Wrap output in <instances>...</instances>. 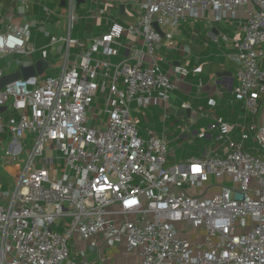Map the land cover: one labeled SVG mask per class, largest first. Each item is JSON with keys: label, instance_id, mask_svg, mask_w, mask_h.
<instances>
[{"label": "built area", "instance_id": "obj_1", "mask_svg": "<svg viewBox=\"0 0 264 264\" xmlns=\"http://www.w3.org/2000/svg\"><path fill=\"white\" fill-rule=\"evenodd\" d=\"M7 1L23 15L0 2V59L31 62L12 59L0 67V81L22 67L54 63L57 54L62 65L50 69L56 77L41 78L46 66L0 90V137L7 136L0 138V167L18 168L13 190L0 184V264H130L107 260L104 251L117 246L138 264H264V125L212 115L202 136L216 134L219 145L173 164L165 135L140 137L133 115L149 123L144 110L158 106L166 122L191 72L164 54L179 51L183 25L239 20L236 53L226 56L236 66L232 94L257 117L264 108V0H131V8L119 0H64L59 37L28 18L32 0ZM79 19L87 22L83 40L74 37ZM38 28L49 40L36 61ZM99 93L107 94L105 109L93 113ZM181 109L192 111L187 101ZM202 118L192 112L182 132ZM251 139L255 153L245 146ZM188 228L202 231V240L187 239Z\"/></svg>", "mask_w": 264, "mask_h": 264}, {"label": "crops", "instance_id": "obj_2", "mask_svg": "<svg viewBox=\"0 0 264 264\" xmlns=\"http://www.w3.org/2000/svg\"><path fill=\"white\" fill-rule=\"evenodd\" d=\"M39 0H32L33 3L38 2ZM52 1V0H48ZM121 2L126 3L128 8H131V0H119ZM58 3L59 7H62L64 0H54L53 3ZM14 8L15 14L18 17H22L23 10L19 7L18 4L12 3L8 4ZM34 5L30 8V15L29 19L33 20L35 18V15H32L34 12ZM39 8V7H38ZM41 11V7L39 8ZM41 12L39 16H41ZM239 17H245V9L239 10L237 13ZM36 20L42 21V17H36ZM240 19V18H239ZM208 23V29H209V36H218L222 37L223 35L227 36L230 41L225 42L224 40L220 39L217 43H219V49L221 50V55L223 53V56H220L219 54L214 56L209 51H204L206 54L198 55L193 54L190 50V44H193L191 41L188 40L186 31H182L181 29L178 31L176 40L179 44V51L176 53H173L174 56L172 60L175 63H182L188 66L190 72V76L186 80L185 83H182V91L176 93V99L174 100L173 108L169 111L172 113V115L175 117L177 121L175 123H181L184 125H190V116L192 112L198 113L200 115H203L204 118H202L197 124L191 126L190 132L188 133L190 136L185 142V145H195V151L197 153L195 154L197 157L204 156L211 147L217 145L215 142L216 140V134L207 132L205 135L202 136V130L208 131L210 123L212 122V115L223 118L227 123L231 125H238V124H244L247 128H249L253 124H259L264 125V108L260 110V113L258 114L255 119H251L248 116L244 115V109L243 104L241 101H238L233 96V90L238 85L237 78L233 80L234 75L236 74V66L230 65L227 60L226 56L233 54L236 52V49L233 47V38L236 34V27L238 26L239 20H230L228 23L223 22H212L209 23L207 21H202ZM60 26L65 27L66 24V18H61L58 22ZM223 28V30H221ZM59 30V29H58ZM228 31L229 33H227ZM59 32H64V29L60 30ZM98 36L100 35L99 31L96 30L95 32ZM43 42V41H42ZM199 42V41H198ZM203 43V42H200ZM222 44V45H221ZM208 46V44H205ZM43 47V46H42ZM40 47V49L42 48ZM214 50V47H211V50ZM202 51V50H201ZM217 54V53H216ZM125 55H128L127 52H125ZM213 56V57H212ZM219 56V58H218ZM225 56V58H224ZM225 59L224 62H222V59ZM220 62L224 65V68L222 69V72L218 74H225L223 77H219L217 73H209L207 66H209L212 62ZM202 67V73L199 75L193 74L192 70L196 67ZM206 68V69H205ZM205 69V70H204ZM231 78L232 81H226L221 83L219 79H226ZM229 82V83H228ZM201 85V87H200ZM186 91V93H185ZM210 100H214V107L210 106ZM183 101H187L192 111H185L186 113L179 114V110H181ZM233 101V103H232ZM210 111H213L211 113ZM196 128L194 130L195 134H193L192 129ZM234 137L237 141L240 140V132L239 130H236L234 133ZM196 138V139H195ZM202 140V142L199 144L198 140ZM197 143V144H196ZM219 145V144H218ZM189 154H191L189 152ZM219 154H222L221 151ZM182 155H186L185 152L182 153ZM172 163V162H170ZM18 168H8V167H0V170H3L9 178H11V174H14L17 172ZM214 182V181H213ZM0 184L3 185L2 181L0 180ZM116 256V259L120 262H127L130 264H138V259L135 256H129L126 258V256L120 251L116 253H109L107 260H113L112 258Z\"/></svg>", "mask_w": 264, "mask_h": 264}, {"label": "rangeland", "instance_id": "obj_3", "mask_svg": "<svg viewBox=\"0 0 264 264\" xmlns=\"http://www.w3.org/2000/svg\"><path fill=\"white\" fill-rule=\"evenodd\" d=\"M54 0L52 1H48V0H39L38 2L34 3V12L32 15H35L36 17H42V21L45 23V26L48 28V32L55 35V36H64L65 33L64 32H59V30L56 28V23L59 22L61 15H62V9L59 7L58 3H53ZM89 1V0H88ZM41 7V11L39 10V8ZM40 12L42 13L41 16H39ZM114 16L116 18H122V15L120 13H118L117 11H114ZM34 18V19H35ZM67 23V22H66ZM86 25L87 22L85 20H78L77 24L75 25V29H74V37L75 39L78 40H83L85 37V31H86ZM66 27V24H65ZM182 31H186L187 34V38L189 41L193 42H203L201 44L204 45L203 49H202V53L204 54V51H209L212 55H217L219 54L220 56H223V53L221 55V50L219 49V43L222 42L220 41L219 43H217L216 40H214L213 37L209 36V29H208V23L206 22H189L186 25H183L180 28ZM237 29V27H236ZM223 30V28L221 29ZM227 33H229L228 31H226ZM33 37H34V41L35 44L33 45L38 52L33 56V59L38 61L40 59V54H39V49L40 47L47 45L48 43V36L43 33L41 30L38 29H34L33 31ZM33 41V42H34ZM43 41V42H42ZM199 41V42H198ZM205 44H208V46H206ZM222 45V44H221ZM211 47H214V50H211ZM50 53H55V51L50 50ZM73 52H75V50H73ZM217 53V54H216ZM236 53V52H235ZM166 56H168L169 60H172V58L174 57L172 54L168 55L167 53H164ZM213 57V56H212ZM219 58V56H218ZM225 58V56H224ZM222 59V62H224L225 59ZM16 61V60H21L22 62H31L30 60H25L22 56H15L14 58H5V59H0V67L5 68L6 64L8 62H12ZM54 59V63L50 64V60H44L43 63L45 64V66L49 67V69L45 72L44 75L41 76L42 79H46L48 77H56L58 75V73H52L50 71V69H53L52 71H56L59 70V68L62 65V57L57 55L53 56ZM227 62L230 65H234L233 63H231L227 58H226ZM120 59L119 58H114L113 62L117 63L119 62ZM236 79V74L234 75L233 80ZM221 81V83L226 82V81H232L231 78H226V79H219ZM229 83V82H228ZM99 101H98V105L96 108V112L93 111V113H98L101 110L105 109V97L107 94L105 93H99ZM243 104V101H241ZM244 105V104H243ZM133 107H135V105H133ZM244 109V108H243ZM244 115L248 116L251 119H255V116L253 115H247V112L244 109ZM144 114L148 117L149 123L146 122L145 120V116L142 113H134V117L139 121V125H138V130L140 133V137L143 138H148L149 132H155L158 135H165L167 141L169 142V151H171L170 154V162H172L173 164H180V162H182L185 159L188 158H192V157H197L195 154L192 153H197L195 151V145H185V142L187 141V139L189 138V134L188 133H183V125L181 123H175V121H177L175 119V117L172 115L171 112H168V114L166 115L168 118L166 119V122L163 123L162 121V117L164 115V111L162 110V108L158 107V106H151L149 110H144ZM194 130H196V128L192 129V132L194 135L195 132ZM165 132V133H164ZM249 132V130H248ZM0 138H4L5 140L7 139V136L4 134L2 135ZM196 139V138H195ZM202 142V140H198V143L200 144ZM215 142L217 144H219V142H217L215 140ZM197 144V143H196ZM246 148L251 152V153H255L256 149H259V146L257 144L256 141H254L253 139L249 140L248 142H246L245 144ZM5 149H1L0 148V155L2 154V152ZM185 152L186 155H182V153ZM189 152L191 154H189ZM188 171H194V169L188 168ZM0 180L2 181V183L5 185L4 186V190H13V183L14 180H12L11 178H9V176L3 171L0 170ZM71 220H67V222H70ZM64 223L61 226V228H56V230L58 232H62ZM55 226H53L51 228V230H54ZM203 232L202 231H198L192 228H188V234L186 236L187 239L194 241V238L197 236H203ZM200 237H197V240L201 241L202 239H200ZM81 245L84 248V251L87 250V246L85 244H83L81 242ZM120 252V251H124V248L122 246H117V247H109L108 250L104 251V254L106 256H108L109 253H116V252Z\"/></svg>", "mask_w": 264, "mask_h": 264}, {"label": "water", "instance_id": "obj_4", "mask_svg": "<svg viewBox=\"0 0 264 264\" xmlns=\"http://www.w3.org/2000/svg\"><path fill=\"white\" fill-rule=\"evenodd\" d=\"M78 2H82V0H78ZM124 6H121V12L123 13ZM157 28V27H156ZM160 32L159 28H157ZM180 63H175V65H179ZM46 66L43 62L37 63L35 66L31 67H22L19 72H16L14 74L8 75L3 77V79L0 81V90H2L7 84H10L11 82L18 80L20 78H23L25 80L29 79L30 77L35 76L36 74L41 75L43 71L45 70ZM219 77L225 76V74H218ZM6 110V108H0V113H3ZM186 113L184 110H179V114Z\"/></svg>", "mask_w": 264, "mask_h": 264}, {"label": "trees", "instance_id": "obj_5", "mask_svg": "<svg viewBox=\"0 0 264 264\" xmlns=\"http://www.w3.org/2000/svg\"><path fill=\"white\" fill-rule=\"evenodd\" d=\"M0 2H3L5 5L9 4V1H7V0H0ZM203 47H204L203 44L194 42L193 44H190L189 48H190V50H191V52L193 54L195 53V54H198V55H203V53L201 51L203 49ZM204 54H206V52H204ZM263 65H264V60H263ZM207 67H209L208 68V72L209 73H214L215 72V73L218 74V73L222 72V69L224 68V65L222 63H220V62L215 61V62H212Z\"/></svg>", "mask_w": 264, "mask_h": 264}]
</instances>
